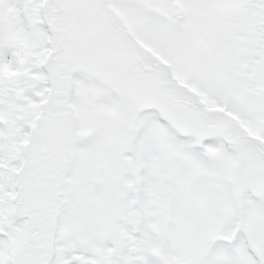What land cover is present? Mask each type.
Returning a JSON list of instances; mask_svg holds the SVG:
<instances>
[{
    "label": "snow or ice",
    "instance_id": "obj_1",
    "mask_svg": "<svg viewBox=\"0 0 264 264\" xmlns=\"http://www.w3.org/2000/svg\"><path fill=\"white\" fill-rule=\"evenodd\" d=\"M0 264H264V0H0Z\"/></svg>",
    "mask_w": 264,
    "mask_h": 264
}]
</instances>
